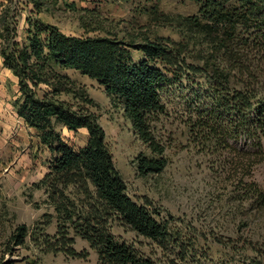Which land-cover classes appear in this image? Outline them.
I'll list each match as a JSON object with an SVG mask.
<instances>
[{
  "label": "trees",
  "instance_id": "1",
  "mask_svg": "<svg viewBox=\"0 0 264 264\" xmlns=\"http://www.w3.org/2000/svg\"><path fill=\"white\" fill-rule=\"evenodd\" d=\"M49 1L0 2V57L17 79V115L51 155L47 174L32 188L45 191L43 205L53 210L32 227L18 225L7 241L8 253L34 248L44 256L85 259L88 252L74 247L80 237L96 252L97 264H177L140 254L114 233L115 227H124L165 249L177 243L150 202L140 204L128 195L106 133L87 107L93 102L62 74L66 70L98 81L122 110L151 154L137 157L141 176L160 174L168 164L156 133L166 111L164 94L183 85L185 77L189 82L203 78L205 83L184 97L195 112L188 115V128L197 137L199 151L238 157L229 169L235 179L230 199L247 204L249 220L264 221V191L245 180L264 161V0H186L196 5L197 14L176 21L179 41L152 40L145 34L120 37L112 31L90 36L87 33L102 28L94 13L89 21L95 24L81 17L86 35H67L39 18ZM191 45L197 47V65L188 61ZM134 52L140 53L138 61ZM64 128L86 129V145L77 149L69 144ZM241 138L253 141L256 150L243 151L230 143ZM247 220L243 218L242 224L248 225ZM259 236L232 249L254 253L251 264H264V235Z\"/></svg>",
  "mask_w": 264,
  "mask_h": 264
},
{
  "label": "rangeland",
  "instance_id": "2",
  "mask_svg": "<svg viewBox=\"0 0 264 264\" xmlns=\"http://www.w3.org/2000/svg\"><path fill=\"white\" fill-rule=\"evenodd\" d=\"M91 13L102 22V28L87 33L81 17L88 24H95L89 21ZM196 14V5L186 0H50L39 18L73 36L105 35L112 31L120 37L145 34L152 40L179 41L176 21ZM21 24H25V19ZM189 51L188 61L197 65V47L191 45ZM134 58L138 61L140 53L134 52ZM62 74L70 77L92 100L87 107L96 114L106 133L107 144L126 183L128 195L140 204L150 202L151 208L160 212L159 218L167 222L169 233L177 243L171 242L165 249L124 227L114 228L116 236L133 245L140 254L162 262L251 264L256 254L243 250L235 253L232 248L240 249L251 240H259V234L264 235V221L249 220L247 204L230 199L235 179L230 178L229 169L231 160L236 161L238 157L228 152L220 156L199 151L197 137L188 128V115L194 116L195 112L189 110L186 99L198 90L199 84L205 83L203 78L189 82L185 77L183 85L171 87L164 94L166 111L159 117L156 133L166 148L168 164L160 174L141 176L137 157L151 154L122 110L106 95L98 81L75 70ZM18 90L17 79L3 66L0 57V264H32L37 258H41L39 264H97L96 252L80 237L75 239L74 247L77 251L88 252L85 259L62 254L44 256L34 248L30 251L16 248L14 254L8 253L7 241L18 225L32 227L44 213L53 212L43 205L47 198L45 191L32 188L33 183L47 174L51 155L39 147L35 131L18 117L15 107ZM62 134L77 149L86 145V129L69 131L64 128ZM230 143L243 151L256 150L253 141L244 138ZM261 143L264 148V139ZM238 173L241 177L242 172ZM245 180L255 182L264 191V161L254 166ZM243 218H248V225L242 224ZM50 231L54 233V229Z\"/></svg>",
  "mask_w": 264,
  "mask_h": 264
},
{
  "label": "crops",
  "instance_id": "3",
  "mask_svg": "<svg viewBox=\"0 0 264 264\" xmlns=\"http://www.w3.org/2000/svg\"><path fill=\"white\" fill-rule=\"evenodd\" d=\"M3 1H6V0H0V2H3Z\"/></svg>",
  "mask_w": 264,
  "mask_h": 264
}]
</instances>
